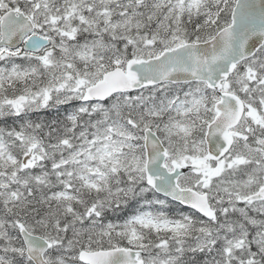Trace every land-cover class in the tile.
<instances>
[{
	"label": "snow or ice",
	"instance_id": "6c2138e0",
	"mask_svg": "<svg viewBox=\"0 0 264 264\" xmlns=\"http://www.w3.org/2000/svg\"><path fill=\"white\" fill-rule=\"evenodd\" d=\"M0 264H264V0H0Z\"/></svg>",
	"mask_w": 264,
	"mask_h": 264
}]
</instances>
